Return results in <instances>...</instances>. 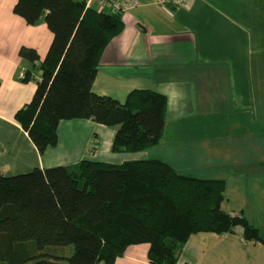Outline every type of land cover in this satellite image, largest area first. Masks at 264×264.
I'll list each match as a JSON object with an SVG mask.
<instances>
[{"label":"trees","instance_id":"obj_1","mask_svg":"<svg viewBox=\"0 0 264 264\" xmlns=\"http://www.w3.org/2000/svg\"><path fill=\"white\" fill-rule=\"evenodd\" d=\"M12 12L28 26L43 22L52 34L42 60L33 48L18 51L26 66L19 80L36 88L15 120L40 155L57 145L59 123L74 119L114 128V153L160 142L164 95L133 90L120 103L92 91L103 51L123 30L121 12L97 11L83 0H16ZM225 190L223 179L183 175L160 159H83L0 174V264H115L138 244L148 245L150 264H177L191 235L239 227L246 242L264 246V234L242 213L222 209Z\"/></svg>","mask_w":264,"mask_h":264},{"label":"crops","instance_id":"obj_2","mask_svg":"<svg viewBox=\"0 0 264 264\" xmlns=\"http://www.w3.org/2000/svg\"><path fill=\"white\" fill-rule=\"evenodd\" d=\"M83 1L100 10L97 0ZM111 1L138 5L122 12L123 30L103 51L92 91L120 103L133 90L164 95L160 142L143 152L114 153V128L74 119L59 123L57 145L40 155L15 120L36 88L34 81L19 80L26 66L18 51L33 48L42 60L52 34L43 22L28 26L13 14L16 0H0V174L73 166L83 159L114 165L160 159L189 176L193 172L181 170L205 165L213 179L225 180L222 209L242 213V206L251 207L249 192L238 186L227 193L231 176L246 182L264 173V0H194L170 10L157 0ZM159 146L162 151L149 156ZM241 234H193L177 264H264V246ZM147 252V244L131 245L115 264H150Z\"/></svg>","mask_w":264,"mask_h":264},{"label":"rangeland","instance_id":"obj_3","mask_svg":"<svg viewBox=\"0 0 264 264\" xmlns=\"http://www.w3.org/2000/svg\"><path fill=\"white\" fill-rule=\"evenodd\" d=\"M262 142L263 146L262 149L264 150V136H262ZM161 149H163L162 146L156 147V149H152L151 151H148L149 156H154L157 152H159ZM191 168L187 170H181L183 173H191L193 175L192 177H197L200 179H213L215 174L212 173L213 169L206 168L205 165H195L193 171H189ZM26 170H22V172H25ZM30 171V170H29ZM14 173V172H12ZM21 173V172H18ZM7 175H13V174H7ZM14 175H16L14 173ZM234 182H231L229 184V189L228 192L229 194H232V192L235 191V187L241 186L244 188L246 192H249V197L246 198L245 200L247 203L251 206L246 207L242 206L240 209H244L245 211H242L239 209V211H242V214L245 216V218L256 228H258L262 234H264V173L262 172L261 174H252L246 180V182H237L238 178L236 176H231ZM243 177V176H242ZM244 179V178H243ZM226 200V199H225ZM233 201V200H230ZM226 204V202H225ZM236 231L242 233V229L239 227L236 229ZM65 252L67 256H70L72 253V248L71 247H66Z\"/></svg>","mask_w":264,"mask_h":264},{"label":"built area","instance_id":"obj_4","mask_svg":"<svg viewBox=\"0 0 264 264\" xmlns=\"http://www.w3.org/2000/svg\"><path fill=\"white\" fill-rule=\"evenodd\" d=\"M194 0H157V3L164 10H170V8H188ZM100 10L109 9L116 12H124L136 7L138 4L135 1L126 2H114L111 0H97ZM23 77V73L20 74V78Z\"/></svg>","mask_w":264,"mask_h":264}]
</instances>
